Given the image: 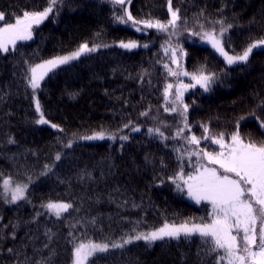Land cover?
Here are the masks:
<instances>
[{"label":"trees","instance_id":"obj_1","mask_svg":"<svg viewBox=\"0 0 264 264\" xmlns=\"http://www.w3.org/2000/svg\"><path fill=\"white\" fill-rule=\"evenodd\" d=\"M47 5L48 0H0V12L5 22H13L24 11ZM172 9H179L181 17L174 34L172 29L136 31L117 24L113 15L123 13L106 0H62L54 14L33 28L32 40L18 42L14 52L0 53V264H72L74 245L81 240L111 243L134 234V228L146 232L165 220L210 221L211 205L188 201L186 191L178 193L169 179L179 170L176 150L217 152L218 145L202 138V125L208 126L209 135L223 132L227 140L238 120L242 136L264 140L251 115L255 112L264 121V110L257 107L264 101V51L254 49L247 66H226L200 36L186 38V30L218 32L222 25L217 21L222 20L224 27L232 26L225 35L226 50L239 53L264 38V0H172ZM130 10L137 20L171 18L168 0H131ZM121 40L148 47L129 51L118 46ZM84 43L100 47L50 72L39 90L41 111L58 127L37 124L40 113L27 82L30 66ZM181 48L186 55L181 56ZM171 49H176L182 67L172 62ZM207 59L214 71L201 63ZM165 64L177 72L191 74L206 66L218 74L210 91L197 85L183 95L190 126L183 136L201 138L198 146L172 139L183 124L177 113L164 108L175 99L179 81H193L191 76L168 75ZM168 83L173 88L166 105ZM176 106L179 110V102ZM156 127L169 139L150 136L147 130ZM101 131L117 139H82ZM124 135L129 139L120 140ZM198 162L205 160L185 156V173ZM8 177L27 185L26 200L6 202L3 182ZM49 202L73 207L56 217L43 207ZM208 247L197 236L157 241L151 247L135 241L98 254L89 264H214L215 254Z\"/></svg>","mask_w":264,"mask_h":264},{"label":"snow or ice","instance_id":"obj_2","mask_svg":"<svg viewBox=\"0 0 264 264\" xmlns=\"http://www.w3.org/2000/svg\"><path fill=\"white\" fill-rule=\"evenodd\" d=\"M114 6H119L122 15H113V20L117 24L130 25L136 31H145L147 29H156L158 32L169 33V30H174L178 26V21L181 19L179 9H172V0H168V11L171 18L166 22L154 19L137 20L133 17L128 9L131 0H106ZM62 3V0H48V5L40 11H24L21 16H14L13 22H5V14L0 12V53L7 54L14 52L17 48V43L21 41H29L33 39V28L42 24L51 14H54V9ZM58 14V13H56ZM202 14V13H201ZM221 24L218 32H204L202 35L199 32H193L192 35L200 36L202 41L209 43L212 49L223 58L226 66H247L250 56L254 49L264 51V38L251 42L241 52L230 54L225 48V35L232 27L223 26V21H217ZM143 25V29L137 27ZM203 28V25H201ZM108 45H105L107 47ZM118 46L122 49L133 50L139 47L147 48V44H140L137 41L124 40L119 41ZM100 46L96 45L89 47L87 43L79 46V48L64 56H57L46 60L42 63L30 67V76L27 78L28 85L35 91L41 87V81L53 70L62 65H68L74 60H78L83 54L91 53L98 50ZM165 53L169 52V48H164ZM181 56L186 55L184 50L180 49ZM176 49H171L172 62L180 67V62L176 58ZM168 75L178 77L191 76L193 83L185 84L179 81L175 93V99L170 101L171 106H166L164 111L177 113L181 117L183 127H178L175 136L172 139H185L188 144L199 145L201 138L195 135L183 136L184 129L189 128L187 124L186 113L189 105L183 102L184 92L190 88H195L197 85L204 92L211 90L212 84L218 79V74L207 71L206 66H201L195 73H189L183 69L180 72L174 71L167 64L164 65ZM173 85L168 83L164 88V99L166 105L169 104V97L172 95ZM179 102V110L177 108ZM258 108L264 110V101H261ZM35 109L40 113V118L36 120L37 124H48L41 111V105L38 99L35 101ZM147 112L141 115H147ZM254 120L257 122L261 133L264 134V121H261L255 112L251 113ZM245 119L241 116L240 120ZM51 127L58 126L52 124ZM125 128L129 124L124 125ZM203 127V139L211 144L219 146V151H185L179 152L177 160L179 170L174 177L169 179L175 185L178 193H184L197 204L207 202L211 205V219L205 221L204 218H199L200 222H194L192 218L181 221L179 223L165 220L161 226L150 229L149 231H136L134 234H126L119 241L111 243L101 242L96 243L91 239L79 241L73 248V264H89L91 258L98 254H104L111 249H124L127 245L133 244L135 241H144L148 247L154 245L157 241L190 239L193 236L199 237L207 244L208 251L215 254L214 264H264V140L257 141L250 136H242L239 131V120L236 124V131L231 133L228 139H225L223 132L218 136L209 135L207 125ZM132 131L139 132L140 128L133 127ZM150 136H156L161 140H167L164 133L159 127L150 128L147 130ZM86 140H116L115 134H106L105 132H97L91 136L82 137ZM120 140L126 141L129 139L127 135L120 136ZM10 143L14 141H9ZM70 147V145H68ZM187 156L190 160L192 156L202 157L207 163L198 162L193 166L191 172L185 173L183 167V159ZM60 155L57 154L55 159L60 160ZM212 165V166H209ZM51 171L50 166H46ZM5 192H10V199L5 197L6 202L16 203L17 201L26 200L27 185L17 184L12 186L11 179H5ZM49 212L56 217H61L64 213L69 212L73 207L71 204L62 202H49L44 205ZM136 207V205H133ZM95 223V221H93ZM139 223V222H137ZM71 235V233H70ZM47 247V245H45ZM9 252L13 250L8 249ZM41 264V262H37Z\"/></svg>","mask_w":264,"mask_h":264},{"label":"rangeland","instance_id":"obj_3","mask_svg":"<svg viewBox=\"0 0 264 264\" xmlns=\"http://www.w3.org/2000/svg\"><path fill=\"white\" fill-rule=\"evenodd\" d=\"M128 9H129V11L131 12V10H130V4L128 5ZM222 11H223V15H226L227 16V13L226 12H224V8L222 9ZM229 21H235L234 19L232 20V19H228ZM236 22V21H235ZM236 23H238V22H236ZM235 23V24H236ZM138 27V26H137ZM206 27L208 28V27H212V26H210V25H206ZM140 28V27H139ZM204 28V27H203ZM203 28H201V29H203ZM212 28H214V27H212ZM196 31H199L198 29H196V28H194V30H190V28L187 26V30H186V32H187V34H186V38L189 36V38H191V39H194V40H197L198 38H196L194 35H192V33L193 32H196ZM200 33V32H199ZM89 45V44H88ZM89 47H91L90 45H89ZM79 48V47H78ZM77 48V49H78ZM76 49V50H77ZM76 50H73V51H71V52H68V53H66V54H64V55H68V54H70V53H72V52H74V51H76ZM86 54V53H85ZM64 55H60V56H64ZM84 55V54H83ZM175 55H176V58L179 60V62H180V66L182 67L183 66V64H182V61H181V59H180V57H179V54L178 53H175ZM52 59V58H51ZM42 62H44V61H41V62H39V63H42ZM39 63H36V64H39ZM201 63H207L208 64V66H209V69L210 70H212V71H214L215 70V66L213 65V64H211L210 65V63H209V61H208V59L207 60H203ZM36 64H34V65H32V66H35ZM31 67V66H30ZM30 71V70H29ZM42 82L43 81H41V85H42ZM41 88V87H40ZM40 88L39 89H37L36 91H35V101H36V99H38L39 98V90H40ZM32 92H33V90H32ZM38 97V98H37ZM39 100V99H38ZM43 115H44V113H43ZM39 118H40V115H39ZM38 118V119H39ZM44 118L47 120V121H49V123L48 124H46V125H49V126H51L52 124H54V123H52L49 119H47L46 118V116L44 115ZM202 130V132H203V129H201ZM200 132V131H199ZM201 133V132H200ZM104 140H107V139H104ZM110 140V139H109ZM91 141H95V140H91ZM96 141H102V140H96ZM207 163V161L205 160V164ZM209 166H212V165H209ZM5 179H11V181H12V186L13 187H15L17 184H19V185H26L25 183H22V182H20V181H17V180H15V179H13V178H10V177H8V178H5ZM4 179V180H5ZM6 194V196H7V198H9L10 199V195H11V193L10 192H7V193H5ZM185 198L186 199H188V201H191V202H193V203H196L194 200H192L191 198H189L188 196H187V194H186V196H185ZM63 203V202H62ZM1 220V219H0ZM96 243H101V242H96ZM111 249V248H110ZM73 264V263H72Z\"/></svg>","mask_w":264,"mask_h":264},{"label":"bare ground","instance_id":"obj_4","mask_svg":"<svg viewBox=\"0 0 264 264\" xmlns=\"http://www.w3.org/2000/svg\"><path fill=\"white\" fill-rule=\"evenodd\" d=\"M260 139V138H259Z\"/></svg>","mask_w":264,"mask_h":264}]
</instances>
